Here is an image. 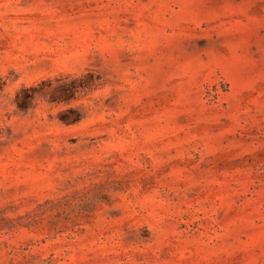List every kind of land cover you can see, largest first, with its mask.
Listing matches in <instances>:
<instances>
[{
    "label": "rangeland",
    "instance_id": "rangeland-1",
    "mask_svg": "<svg viewBox=\"0 0 264 264\" xmlns=\"http://www.w3.org/2000/svg\"><path fill=\"white\" fill-rule=\"evenodd\" d=\"M0 264H264V0H0Z\"/></svg>",
    "mask_w": 264,
    "mask_h": 264
}]
</instances>
